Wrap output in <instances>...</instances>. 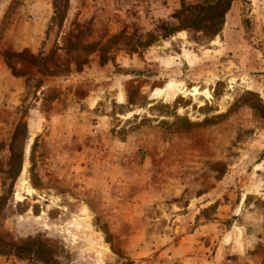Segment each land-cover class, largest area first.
<instances>
[{"label": "rangeland", "instance_id": "obj_1", "mask_svg": "<svg viewBox=\"0 0 264 264\" xmlns=\"http://www.w3.org/2000/svg\"><path fill=\"white\" fill-rule=\"evenodd\" d=\"M214 1L0 0V264H264V0Z\"/></svg>", "mask_w": 264, "mask_h": 264}, {"label": "bare ground", "instance_id": "obj_2", "mask_svg": "<svg viewBox=\"0 0 264 264\" xmlns=\"http://www.w3.org/2000/svg\"><path fill=\"white\" fill-rule=\"evenodd\" d=\"M176 90L179 93L183 94H203L205 93L208 97H211L210 91L208 89H203L199 85H193L192 87L186 86V84L179 82L176 85Z\"/></svg>", "mask_w": 264, "mask_h": 264}, {"label": "trees", "instance_id": "obj_3", "mask_svg": "<svg viewBox=\"0 0 264 264\" xmlns=\"http://www.w3.org/2000/svg\"><path fill=\"white\" fill-rule=\"evenodd\" d=\"M232 0H215L212 4H207L208 6V8L210 9V8H216V10H217V13H216V17L218 16V14H220L221 13V8H222V11H224L225 10V8H226V6L231 2ZM220 9V10H219ZM177 13H182V8L181 9H179L178 11H177ZM189 19H190V21L191 22H196L194 19V16L193 17H191V18H185V17H183L182 18V20L183 21H189ZM201 20H199V21H201V22H203V21H205V19H202V18H200ZM181 20V21H182ZM207 20V19H206ZM217 27V26H216ZM215 27V28H216Z\"/></svg>", "mask_w": 264, "mask_h": 264}, {"label": "crops", "instance_id": "obj_4", "mask_svg": "<svg viewBox=\"0 0 264 264\" xmlns=\"http://www.w3.org/2000/svg\"><path fill=\"white\" fill-rule=\"evenodd\" d=\"M3 70H5V68H4V66L2 65V66L0 67V71H3Z\"/></svg>", "mask_w": 264, "mask_h": 264}]
</instances>
